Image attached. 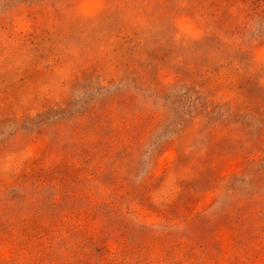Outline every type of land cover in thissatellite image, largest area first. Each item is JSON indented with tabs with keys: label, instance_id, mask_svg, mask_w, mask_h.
<instances>
[{
	"label": "rangeland",
	"instance_id": "1",
	"mask_svg": "<svg viewBox=\"0 0 264 264\" xmlns=\"http://www.w3.org/2000/svg\"><path fill=\"white\" fill-rule=\"evenodd\" d=\"M0 264H264V0H0Z\"/></svg>",
	"mask_w": 264,
	"mask_h": 264
}]
</instances>
